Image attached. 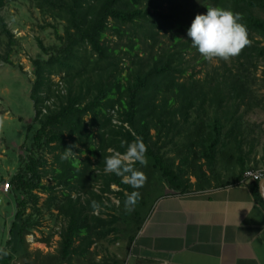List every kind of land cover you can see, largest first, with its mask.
<instances>
[{"label": "trees", "instance_id": "16d2710c", "mask_svg": "<svg viewBox=\"0 0 264 264\" xmlns=\"http://www.w3.org/2000/svg\"><path fill=\"white\" fill-rule=\"evenodd\" d=\"M28 1L50 19L57 42L39 39L41 52L32 59L31 138L6 181L15 210L0 264H124L167 189L183 194L243 182L264 206L258 180L242 181L246 170L264 167L259 126L246 117L264 111V0ZM5 3L0 0V60L16 66ZM207 6L238 13L246 26L248 43L227 60H206L186 35ZM137 137L146 163L135 166L146 179L129 211L125 193L133 189L103 171V156L123 152L121 142L126 147ZM45 211L60 223L55 253L31 251L26 238ZM123 241L121 252L109 250Z\"/></svg>", "mask_w": 264, "mask_h": 264}, {"label": "crops", "instance_id": "0c3cea01", "mask_svg": "<svg viewBox=\"0 0 264 264\" xmlns=\"http://www.w3.org/2000/svg\"><path fill=\"white\" fill-rule=\"evenodd\" d=\"M166 192L125 251L124 264H264V206L246 183Z\"/></svg>", "mask_w": 264, "mask_h": 264}, {"label": "rangeland", "instance_id": "374dc122", "mask_svg": "<svg viewBox=\"0 0 264 264\" xmlns=\"http://www.w3.org/2000/svg\"><path fill=\"white\" fill-rule=\"evenodd\" d=\"M166 6L167 4H164V7ZM2 14L14 34L16 44L11 59L16 66L0 60V195H2L0 247L4 246L5 240L8 238V225L15 210L13 196H7V192H3L1 186L18 168L19 157H25L24 143L26 140L29 143L31 138L28 136V125L33 120L34 103L30 97V91L31 84L35 79L32 59L41 52L39 39L45 45L57 42L55 30L48 25L50 19L46 18L47 16L43 15L39 9L32 7L30 1L6 0ZM262 16L264 17V13ZM60 32H62L61 28ZM0 50L3 51L2 48ZM192 54L194 52L190 51L187 57L189 58ZM213 61L217 63V61ZM201 66L198 64L196 70H199ZM261 68L263 69V67ZM262 69L258 70L260 76L263 75ZM52 78L54 81L60 82L61 89L64 88L60 74H54ZM261 91L264 92V89ZM246 117L250 122L259 126L256 128V133L260 136L257 150L258 156L264 158V111L256 109ZM47 157L51 160V155H47ZM44 180L46 179L44 178ZM112 187L116 188L114 185ZM45 196L44 193L41 194L40 202ZM112 198L116 201L114 197ZM53 214L52 211H45L41 215L42 224L26 236L31 250L41 249L46 253L56 252L60 236L54 232L59 230L60 223L56 224ZM45 237H49L48 243L39 241ZM99 247L101 245L98 244L97 248L99 249ZM108 247L110 251H120L125 248V242L111 244Z\"/></svg>", "mask_w": 264, "mask_h": 264}, {"label": "clouds", "instance_id": "9594fccd", "mask_svg": "<svg viewBox=\"0 0 264 264\" xmlns=\"http://www.w3.org/2000/svg\"><path fill=\"white\" fill-rule=\"evenodd\" d=\"M191 45L206 60L214 57L227 60L238 54L248 43L246 26L241 22L238 13L216 6H207L204 13H197L186 30ZM124 151H112L103 156V171L120 178V183L127 184L133 191L125 193L124 207L126 210L137 203L140 193L136 190L143 186L145 175L141 168L146 163V146L137 137L121 142ZM63 158V157H62Z\"/></svg>", "mask_w": 264, "mask_h": 264}, {"label": "built area", "instance_id": "2783aa9c", "mask_svg": "<svg viewBox=\"0 0 264 264\" xmlns=\"http://www.w3.org/2000/svg\"><path fill=\"white\" fill-rule=\"evenodd\" d=\"M264 178V167H259L256 169L250 168L246 170L243 174L242 181L244 180H260ZM1 190L3 192H7L9 190V184L6 182L1 186Z\"/></svg>", "mask_w": 264, "mask_h": 264}, {"label": "water", "instance_id": "95a60500", "mask_svg": "<svg viewBox=\"0 0 264 264\" xmlns=\"http://www.w3.org/2000/svg\"><path fill=\"white\" fill-rule=\"evenodd\" d=\"M258 185H259V192H260L261 197L264 201V178L259 180ZM1 200H2V195H0V202H1Z\"/></svg>", "mask_w": 264, "mask_h": 264}]
</instances>
